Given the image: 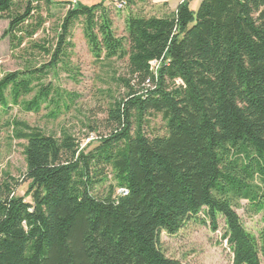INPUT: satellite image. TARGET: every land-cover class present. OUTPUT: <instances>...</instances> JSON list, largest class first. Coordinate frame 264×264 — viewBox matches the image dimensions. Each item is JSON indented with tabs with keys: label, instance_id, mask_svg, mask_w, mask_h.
Returning <instances> with one entry per match:
<instances>
[{
	"label": "trees",
	"instance_id": "16d2710c",
	"mask_svg": "<svg viewBox=\"0 0 264 264\" xmlns=\"http://www.w3.org/2000/svg\"><path fill=\"white\" fill-rule=\"evenodd\" d=\"M52 5L0 0L2 38L17 49ZM79 20L94 60L124 65L123 94L91 150L64 130L57 137L7 123L23 142L28 189L18 196L19 182L0 176V264H182L165 256L161 234L191 220L216 230L218 218L232 264H262L264 228L256 238L236 210L245 202L264 222V0H201L196 11L183 0L162 16L128 15L120 37L102 3L70 4L55 43L35 45L48 67L66 58ZM45 77L30 65L1 77L0 120L10 106L37 113L60 100ZM154 115L163 135L145 132Z\"/></svg>",
	"mask_w": 264,
	"mask_h": 264
},
{
	"label": "rangeland",
	"instance_id": "374dc122",
	"mask_svg": "<svg viewBox=\"0 0 264 264\" xmlns=\"http://www.w3.org/2000/svg\"><path fill=\"white\" fill-rule=\"evenodd\" d=\"M125 0H53V5L43 9L41 16L45 23L32 39L25 40L20 47L12 49L9 38H2L8 22L0 20V78L5 74L23 71L27 65L42 69L46 77L41 80L45 87L52 86L62 95H54L52 102L41 105L39 112H26L22 104L10 106L0 120V176L7 173L19 182L18 196H25L28 183L24 182L25 162L23 142L15 140L12 128L7 123L21 121L30 127L41 130L44 134L59 136L67 131L72 134L81 148L91 150L99 145L98 139L108 134L103 127V120L109 104L122 96L123 90L117 78L124 74V65L120 62L100 64L96 62L89 50L83 34V24L75 22L70 31L67 56L55 67H48L49 57L45 56L35 45L54 44L59 33L62 19L72 6H93L102 3L109 12L112 29L116 36L125 35V20L130 14L144 16H162L173 10L183 0H134L122 9L117 4ZM190 8L196 11V0H189ZM68 95L72 97L69 99ZM34 94L20 100L28 102ZM145 132L151 135L164 134V122L160 115L148 118ZM30 201V198H26ZM246 203L236 210L245 230L259 237L264 228L263 215L246 212ZM202 219L203 216H200ZM225 224L222 218L217 220L213 230L210 223L191 220L174 236L162 233L160 247L167 258L178 260L182 264H232V253L223 239ZM264 264V259L261 258Z\"/></svg>",
	"mask_w": 264,
	"mask_h": 264
},
{
	"label": "built area",
	"instance_id": "2783aa9c",
	"mask_svg": "<svg viewBox=\"0 0 264 264\" xmlns=\"http://www.w3.org/2000/svg\"><path fill=\"white\" fill-rule=\"evenodd\" d=\"M117 8H118V9H122V8H123V3L120 2L119 4H117ZM121 192H122L123 194L126 193L125 190H122Z\"/></svg>",
	"mask_w": 264,
	"mask_h": 264
},
{
	"label": "crops",
	"instance_id": "0c3cea01",
	"mask_svg": "<svg viewBox=\"0 0 264 264\" xmlns=\"http://www.w3.org/2000/svg\"><path fill=\"white\" fill-rule=\"evenodd\" d=\"M200 1H201V0H196V1L194 2V5H198V3H200ZM178 4H179V3H177V4L175 5V8H174V9H176V7L178 6ZM173 11H174V10H173Z\"/></svg>",
	"mask_w": 264,
	"mask_h": 264
}]
</instances>
